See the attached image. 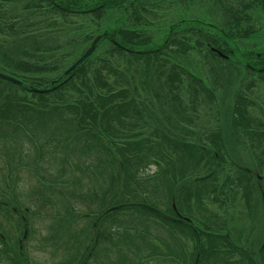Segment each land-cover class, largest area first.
I'll return each mask as SVG.
<instances>
[{
  "label": "trees",
  "instance_id": "obj_1",
  "mask_svg": "<svg viewBox=\"0 0 264 264\" xmlns=\"http://www.w3.org/2000/svg\"><path fill=\"white\" fill-rule=\"evenodd\" d=\"M72 1L31 0L25 6V9L31 11L17 20L18 23L22 24H19L17 28L10 24L8 29H6L8 24L3 26L1 23V18H6L7 12L0 7V32L3 33L0 38V64L4 65L0 71L14 76L22 82L18 84L0 77V136L4 140L6 139V147L8 146V148L5 149V153L11 157H4L5 162L2 161L4 168L0 162L2 167L0 170V215L4 214L3 220L5 222L3 224L4 222L0 221V244L3 246V248L0 247V264L1 261L5 260L8 246L5 241L8 239V232L1 230L3 225L7 224V219L13 220V223L14 220L17 223L18 219H22L24 236L31 233L29 229L31 220L28 216L29 205L21 200V193L28 197L33 196L36 202L39 201V195L41 196L46 189L56 190L59 191L56 192L58 195L68 196L70 194L66 193L71 192L72 194L73 191H79L76 183L82 182L88 177L92 182L93 179L101 177H110L116 181L121 179L124 181V187L129 190L138 183L147 182L156 177L150 169H147L152 164L159 168L157 175L160 178H157L156 185L165 184L167 189L163 195L166 196L167 194V196L165 200H159V203L143 193L141 197L145 203L146 200H149L153 206L171 217L184 216L186 221L176 222L146 208L128 207L154 215L167 224L187 228L193 238L197 237L200 240L203 237L204 244L197 246L196 253L199 252V256L194 253L195 256L191 258V264H264V242L259 249V262H257L253 253L249 252L250 250H244L234 244L227 233H215L210 229L203 231V233L198 232L199 229L192 228L189 222L192 218L197 219L198 214L207 219L206 223H212L214 218L217 219V214L205 206V199L211 195L214 199L217 198L215 189L209 190L206 173L212 168V164L219 159H224L223 152L227 157L234 160L233 164L242 169L241 165L236 163L237 155L233 150H230L232 147L227 140L229 137L227 138L224 132H211L207 137L213 149L194 144L174 132L178 128L189 131L192 130L191 126H195L191 124L192 121L186 123L182 119L184 115H188V108H185L182 103L179 106L175 104V101H181L180 95H184L180 86L181 81L183 83L184 74L186 73L188 79L201 87L202 92L209 100L214 97L211 88L204 85L194 74L184 72L179 64H169L167 60H160L154 50L137 49L135 39H139V34L135 32L136 30L131 29H120L117 33L110 35L90 33L91 30L89 33L86 32L82 41L84 40L88 45L82 46L81 48L84 50L67 66L65 64L66 57H70L71 61L73 51L82 42L78 41V35L67 38L69 33H62L63 36L66 35L65 40H63L57 38L55 32H47L58 31L60 24L55 20L49 22L47 26L38 27L43 23V17L54 18V15L57 14L56 17H61L64 22H70V15L89 14L98 22L104 16L105 5L112 0H101L102 3L98 6L91 0L89 1L90 4L87 5L89 8L82 10L75 9L76 4L71 5ZM173 1L176 2V0ZM178 1L184 4V0ZM212 1L218 6L220 4L219 10L221 9L224 14L223 21L219 25L217 24L219 27L221 25L229 26L227 28L229 30V28L234 27L232 23H239L245 17L249 18L248 15L244 17L240 14L241 11L234 5V0ZM260 2L264 10V0H260ZM230 4H233L234 7ZM249 7L251 4H243V9ZM214 10L217 12V9ZM8 16L12 20L15 19V16L10 14ZM26 18H28L27 22L25 21ZM75 28L77 26H73L71 30L73 31ZM26 32L28 36L23 37ZM37 32H40L38 36L35 35ZM73 33L77 34V30ZM245 33L247 36L249 35L248 31ZM222 36L231 38L227 32L223 33ZM95 39H97L95 50L90 52L86 59L77 62L78 58L92 45ZM104 39L110 42L111 47L105 51L104 56L92 59L91 57ZM205 39V43L210 45L209 52L227 61L228 64L233 63L234 57L240 61L247 58L240 46L238 48L232 43V47L235 49L230 48L231 54L229 55V51L226 53L213 46V44L218 45L214 36L207 35ZM175 42L177 44L174 45L178 53L189 49L186 44L176 40L170 43L166 42L165 45L171 47ZM213 48L219 49L225 56H219L211 50ZM27 51H32L34 54L32 55ZM17 53L24 54L26 58L17 60L20 58L14 56ZM152 53L156 59L149 57ZM121 57L126 59L121 60ZM53 58L55 59L52 61ZM234 60L236 59L234 58ZM246 63L247 71L255 70L250 63ZM73 65L74 68L66 72ZM62 69L64 71L55 78L53 74ZM179 74L182 75V79ZM59 77L61 80L58 79ZM140 77L143 79L140 80ZM150 79L153 83L149 81ZM177 81L179 85L176 83ZM18 89L31 92L39 97L56 94L60 103L48 107L43 104L42 106L38 105L40 107H33L17 94ZM174 90L178 92H174ZM41 108L50 111L44 114ZM237 109L238 106L235 107L236 112ZM232 115L239 125L240 116H237L235 112ZM12 116L22 118L18 125L6 121ZM174 117L178 119H174ZM3 121L4 123H2ZM30 125L35 127L36 132L29 131ZM238 131L239 129L236 130V132ZM41 132H44L43 135L46 139L44 143L48 144L46 147L42 141L38 142L36 138L38 137L37 134ZM66 134L69 135V138H66ZM237 135L239 136V134ZM206 154H208L209 159L206 160L205 164H201V159ZM2 157L3 155L0 154V161ZM51 159L62 161L66 169L62 172L59 171V174H52L53 169L47 166V164L52 163ZM87 160L90 161L87 165L90 164L92 170L87 169L85 164ZM108 165H111L112 170ZM80 167L84 170L85 177L80 173L77 174V169L79 170ZM22 168H29L30 178L34 182L38 181V187H42L44 190L31 188L29 191L28 186L31 183H27L24 179L21 173ZM249 171L243 169L245 178L250 180ZM88 173L91 176H88ZM249 185L253 187L250 182ZM262 187L264 191L263 184ZM203 189L206 192H201ZM134 190L131 189V191ZM136 190L139 189L136 188ZM127 193L121 192L120 195L125 196V198L135 197L129 191ZM151 194H155V192H151ZM94 198L98 201L96 193H94ZM64 199L62 198L63 202L66 201ZM161 204L165 208L161 207ZM114 205L120 204L115 203L108 206L101 215L90 213L75 215L78 216L76 219L87 220V227L91 229L83 235L80 234L83 236L81 241L80 235L74 240L75 244L78 245L77 248L89 240L94 247L99 244L111 243V249L108 250L109 255L111 253L113 255L115 250H122L121 248H126V246L127 249L123 250L129 255V245H134L135 247H133L138 254H144L142 247H147L146 244L148 243L145 235L135 238V240L141 241V243L136 244L137 242L133 241L134 238L130 239L126 236V231L121 233V231L113 230L112 226H105L102 225V222L100 223L103 218L110 217L120 210L110 211L109 209ZM65 208L66 206H63L62 201L59 200L58 211L54 213L58 216L53 218L64 219L65 212H67ZM73 208L75 209L74 206ZM182 212H185L186 215ZM75 213L79 212L74 210L71 214ZM88 216H92V218ZM61 221L65 222L63 224L65 230L68 229L67 215ZM70 230L69 228L66 231L69 232ZM69 234L78 233L73 229V232L70 231ZM28 239L29 236H26L25 241ZM91 252L92 250L88 248L85 258L83 256L84 260L82 258V264H87L88 258L91 259ZM239 253H241V257L238 256ZM126 254L125 257H127ZM160 255L161 253H158V256ZM178 255L175 256L176 260L182 257L181 254ZM71 258L69 260H75V256L72 255ZM115 258L118 257L113 259ZM156 258L151 256L147 260L141 259V262H136L132 258L124 264H151ZM240 259H244L245 262H241ZM161 260L164 259H159V261ZM183 261L186 264L185 258ZM25 264H29V261H25ZM163 264L175 263L165 259Z\"/></svg>",
  "mask_w": 264,
  "mask_h": 264
},
{
  "label": "rangeland",
  "instance_id": "obj_2",
  "mask_svg": "<svg viewBox=\"0 0 264 264\" xmlns=\"http://www.w3.org/2000/svg\"><path fill=\"white\" fill-rule=\"evenodd\" d=\"M30 1L0 0V7L7 12L6 18H1L3 26L8 24L6 29L10 27V24H13L14 28L22 24L18 23L17 20L31 11L30 9H25V6ZM89 1L91 0H73L71 5L75 3V9L78 10L87 9L89 8L87 6L90 4ZM93 1L96 6L102 3L101 0ZM211 1L184 0V4H181L178 0L176 2L173 0H112L105 5L104 16L98 22L89 14L70 15V22H64L61 17H56L57 14H55L54 18L43 17L44 21L38 27L47 26L49 22L55 20L60 24L58 31L47 32H55L56 37L63 40H65L66 35L63 36L62 33H69L67 38L78 35L79 39L76 38L82 43L73 51L71 61L70 57H66L67 61L65 64L67 66L84 50L81 47L88 45L84 40L82 41V37L86 32L89 33L91 30L90 33H106L110 35L117 33L120 29L136 30L135 32L139 34V39H135L137 43L135 47L137 49L154 50L160 60H167L169 64H179V67L184 72H188L191 75L194 74L204 85L211 88L212 96L214 97L209 100L205 93L202 92L201 87L188 79L186 73L184 74L183 83L181 81L180 86L183 90L182 93L186 97L180 95L181 101H175V104L179 106L182 103L185 108H188V115H184L182 119L186 123L192 121L191 124L195 126H191L192 130L189 131H183L178 128L174 132H177L178 135L188 141L207 149H213L212 144L207 139L210 133L224 132L227 138L229 137L227 140L232 147L230 150H233L237 155L236 163H239L242 169L233 164L234 160L227 157L225 152H223L224 159H219L212 164V168L206 173L209 190L214 188L217 198L214 199L211 195L208 199H205V206L217 214V219L214 218L212 223H206L207 219L198 214L197 219L192 218L189 222L192 228L199 229L198 232L203 233V231L210 229L215 233H227L234 244L244 250H250L249 252L253 253L254 259L259 262V249L264 242V191L262 190V184L264 185V10L260 0H234V5L241 11L240 14L244 15V17L248 15L249 18L245 17L239 23H232L234 27L228 30L229 26H217L223 21L224 14L221 9L219 10L220 4L218 6ZM244 3L251 4V7L243 9ZM231 5L233 6V4ZM214 9H217V12ZM9 14L15 16V19L9 18ZM27 20L28 18L25 21L27 22ZM73 26H77V28L73 29V31L77 30V34H74L71 30ZM245 31L249 32L248 36ZM40 32L35 33V35L38 36ZM226 32L231 38L222 36ZM2 35L3 33L0 32V38ZM207 35H212L217 40L218 45L213 44L214 47L226 53L229 51V55L231 54L230 48L235 49L232 47V43L233 46L238 48L240 46L247 58L240 61L236 57H234L236 60L232 57L233 63L228 64L227 61L209 52L210 45L205 43ZM27 36L28 33L26 32L23 37ZM174 40L186 44L189 49L178 53L174 45L177 44L176 42L171 47H166V42L170 43ZM110 47V42L104 39L100 42L99 47L91 58L96 59L99 56H104L105 51ZM219 49L213 48L211 50L221 56ZM27 52L34 54L32 51ZM258 53L260 55H257ZM14 56L20 57L17 60L26 58L22 53H17ZM149 57L156 59L154 53L149 55ZM125 59V57H121V60ZM246 62L250 63L255 70L247 71L245 68ZM3 67L4 65L0 64V68ZM63 69L60 72L56 71L53 74L55 75L54 77L57 78L64 71ZM20 76L22 77V75ZM179 76L182 79V75L179 74ZM141 79L143 77H140ZM149 81L153 83L152 79ZM176 83L179 85L178 81ZM17 91V94L22 96L25 102L33 107L42 106V104L48 107L60 103L56 94L39 97L21 89ZM174 92L178 91L174 90ZM141 98L143 99V97ZM237 106L236 112L235 107ZM42 108L41 110H43L44 114L50 111ZM28 110L32 111L33 109ZM234 112L241 118L239 125L232 115ZM176 115L179 116L178 114ZM20 119H22L20 116H12L6 121L18 125L19 121H21ZM174 119L178 118L174 117ZM34 129L33 125L29 126V131L36 132ZM237 129H239L238 132H236ZM43 134L44 132L38 133L36 138L38 142L42 141L46 147L48 144L44 143L46 139ZM70 137L72 136L70 135ZM66 138H69V135L66 134ZM7 148L6 139L4 140L0 136V154L3 155L0 161L2 166V161L5 162L4 157L9 156L5 153ZM208 154L202 157L201 164H205L206 160L209 159ZM51 160L52 163L47 164V166L53 169L52 174H59V171L62 172L66 169L62 161L58 159L56 161ZM71 161L73 162V160ZM87 163H90V161L87 160L85 164L87 165ZM108 166L112 170L111 165ZM90 168L91 165L88 164L87 169ZM147 169H150L156 177L151 178L150 181L138 183L139 187L135 185V187L131 188L132 190L135 189L134 191L125 188L124 181L121 179L116 181L110 177H101L93 179L92 182L88 179V176H91L88 173V178L76 183L79 191H73L72 194L71 192L66 193L70 194L68 196L58 195L56 192L59 191L46 189L41 196L39 195V201L36 202L33 196L28 197L26 194L21 193V200L29 205L28 216L31 220V225L29 226L31 233L26 235L29 236V239L25 241L26 236H24L22 219H18L17 223L15 220L13 223V220L9 221L7 219V224L3 225L1 229L3 232H8V239L5 240L8 245L6 256L5 260L1 261V264H25V261H29V264H82L88 248L92 250V256L90 260L88 258L87 264H124L132 258L136 262H141V259L147 260L151 256L157 257L151 264H163L165 259L172 260L175 264H185L183 258L186 259V264H191V258L195 254L199 256V252L196 253L197 246L204 244L205 240L203 237L200 240L197 237L193 238L187 228L167 224L154 215L134 210V208L128 206L116 208L120 210H116L117 212L110 217L103 218L100 223L102 222V225L105 226H112L113 230L121 231V233L126 231V236L130 239L134 238L133 241H136V244L141 243V241H137L135 238L145 235L148 243L146 244L147 247H142L144 254H138L134 245H129V255L123 250L127 249V246L126 248L120 247L122 250H115L113 255H111L112 253L109 255L108 250L111 249V243L106 245L99 244L94 247L93 243L88 240L81 244L82 248H77L78 245L74 242L80 234L83 235V233L91 230L87 227V220L76 219L78 216L75 215H80L81 213L101 215L104 209L115 203H139L134 207L146 208L143 205L145 201L141 197L142 193L158 203L159 200H165L167 194L164 196L163 192H165L167 187L165 184L156 185L159 177L157 175L158 166L152 164ZM243 169L250 170V180L245 178ZM29 171V168H22L21 171L26 182L31 183L28 186L29 191L31 188L40 189V191L44 190V188L38 187V181L34 182L30 178L31 174H29ZM79 173L85 177L82 167L79 170L77 169V174ZM64 179L66 178L64 177ZM249 182L253 184V187L249 185ZM136 188L139 190H136ZM128 191L135 197L125 198V196L120 195L121 192L128 194ZM151 192H155V194H151ZM201 192L206 191L203 189ZM94 193L98 195V201L94 198ZM62 198L66 199V201L64 199L66 204ZM59 200L62 201L63 206H66L65 217L67 215L68 229L70 228L72 232L74 229L78 234L70 235V231H66L68 229L65 230L63 227L65 222L61 221L65 217L64 219L53 218L58 216L54 213L58 211ZM146 201L147 205H152L149 200ZM160 206L165 208L163 204ZM74 210L79 213L71 214ZM182 214L186 215L185 212H182ZM71 215L74 216L70 217ZM3 217L4 214L0 215V221L2 222H4ZM88 217L92 218V216ZM179 218L183 219L185 217L179 216ZM93 220H91V223H93ZM53 222L55 224H52ZM82 235H80V241L83 239ZM0 247L3 248L1 244ZM158 253H161V255L158 256ZM125 254L127 257H125ZM178 254H181L182 257L176 260L175 256H179ZM240 254L238 256L241 257ZM72 255L75 256V260L71 261L69 259L73 258H71ZM114 257L118 258L113 259ZM159 259L164 260L159 261ZM240 260L245 262L244 259Z\"/></svg>",
  "mask_w": 264,
  "mask_h": 264
},
{
  "label": "water",
  "instance_id": "obj_3",
  "mask_svg": "<svg viewBox=\"0 0 264 264\" xmlns=\"http://www.w3.org/2000/svg\"><path fill=\"white\" fill-rule=\"evenodd\" d=\"M91 50H92V48L84 55V56H82V58L81 59H83V58H85L90 52H91ZM74 68V65L73 66H71L68 70H67V72H69L70 70H72ZM0 77H2V78H4V79H7V80H9V81H12V82H14V83H18V84H20L21 83V81L20 80H18V79H16V78H14V77H12V76H10V75H8V74H6V73H3V72H0ZM35 90H37V91H40V90H38V89H35ZM42 91H47V90H42ZM133 205H135V204H133ZM137 205V204H136ZM146 208H148V209H150V210H152V211H154V212H156V213H158V214H160V215H163V216H167L165 213H163L161 210H159V209H157V208H155V207H153V206H151V205H147V204H143ZM119 207H121V206H115V207H112L111 209H116V208H119Z\"/></svg>",
  "mask_w": 264,
  "mask_h": 264
}]
</instances>
